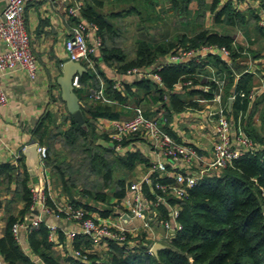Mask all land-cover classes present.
I'll list each match as a JSON object with an SVG mask.
<instances>
[{
    "label": "trees",
    "instance_id": "16d2710c",
    "mask_svg": "<svg viewBox=\"0 0 264 264\" xmlns=\"http://www.w3.org/2000/svg\"><path fill=\"white\" fill-rule=\"evenodd\" d=\"M117 2H125L128 7L106 13L105 0L82 2L81 15L98 25L103 43L99 51L92 55L97 66L96 73L87 68L86 72L79 76L82 87L74 88L75 94L81 101L80 111L83 122L77 123L68 114L69 127L52 136V140L59 138L67 149L80 144L79 150L85 156L82 169L86 173L87 182L80 184L81 188L77 189V184L71 180L68 173L69 159L61 158L52 143L46 144L47 155L44 160L45 166L49 167L59 180L71 204L86 213L96 212L103 218L115 216L116 208L126 193L125 176L113 180V168L108 162V156H113L119 167L128 172L138 163L144 162L147 166L149 164L148 159L138 151H126L117 155L109 145L107 147L93 145L94 140L100 138L95 130L96 121L100 118L111 120L131 117L132 108L139 106L153 88L157 96L149 97L147 102L161 101L169 119L173 113L198 108L197 99H210L216 91L214 83L207 81L203 75L199 77L196 74L206 62L213 64L218 74L224 73L223 103L226 104L227 97L234 94L229 111L226 112L234 127L238 124L253 142L264 140V91L256 95L248 106L246 94L256 83V78L254 74L243 71V65L240 63L245 58L237 53L241 47L238 45L232 47L233 36L224 30V27L239 30L251 46L247 49L250 57H256L258 50L253 47L258 39L264 41V26L256 25L255 13L251 10L235 11L229 1L221 4V0H118ZM192 2L196 3L194 10L190 9ZM163 4L165 5V8H161L163 12L177 16L178 25L170 28L162 22L160 25L163 29L158 36H155L149 30L157 26H154V23L164 19L161 14L163 12L160 8H156ZM259 5L264 14V0H259ZM207 13L211 14L213 24L222 32L205 26ZM130 15H136L140 22L138 26L140 36L134 42L133 57H129L121 47L116 46L114 40L118 36L114 21ZM181 45L186 48L224 46L229 50L233 62L231 69L215 57H208L202 64H167L155 70L160 75L164 88L159 89L151 80L135 78L130 83H124L121 92L113 88L114 81L106 78L98 67V63L102 62L106 67L114 69L117 75H122L134 67L153 70L157 61ZM97 54L99 57L96 56ZM233 72L237 75L235 79ZM99 76L104 81L105 94L110 102L92 101L87 104L86 89L97 85ZM89 80L90 82L87 83ZM187 80H191V87L184 88L182 93L172 92L175 84ZM195 85H209V88L204 91L201 88H193ZM239 91L244 93V97H239ZM144 114L147 116V113ZM50 120V113H45L37 125L36 134L41 133L43 136L46 124ZM106 141L108 142V139ZM91 175H96L102 180L100 187L91 188V182L88 181ZM3 180L8 183L13 180L18 184L24 206L20 216L7 218L4 232L0 237V264H61L60 256L55 254L52 243L48 241L49 231L44 223L26 234V243L31 256L27 255L23 247L12 237L10 228L13 222L18 218H24V214L28 218L33 217L30 209L31 193L27 187L29 176L25 167H22L20 173L12 165L1 164L0 182ZM110 184L114 185L111 194L104 191ZM144 191L152 197L147 185L144 186ZM76 192L81 198H85V201L73 198ZM178 202L181 203L178 216L181 230L168 241H162L163 248L158 249L156 254L147 252V245L143 244H148L149 241L144 239L145 233H142L135 238L137 243L131 249H125L116 242H109L106 251L90 253L85 261L70 253L63 261L66 264H264L262 217L264 149L243 153L216 176L200 180L188 190L187 197ZM46 203L54 207L49 198ZM158 212L160 217L168 218V212L163 207H160ZM72 246L83 251L90 248V241L82 234H75Z\"/></svg>",
    "mask_w": 264,
    "mask_h": 264
},
{
    "label": "built area",
    "instance_id": "2783aa9c",
    "mask_svg": "<svg viewBox=\"0 0 264 264\" xmlns=\"http://www.w3.org/2000/svg\"><path fill=\"white\" fill-rule=\"evenodd\" d=\"M36 0H8V4L0 17V41L5 45L6 51L0 54V73H6L15 69H22L26 75L33 79L36 76L38 63L30 45V38L24 27L23 13L29 3ZM81 3L75 2L66 7V15L72 19L68 36L64 42L66 62L83 63L85 68L95 71V55L102 47V37L98 25L81 16ZM258 24L264 26V16H260ZM236 45L232 41V47ZM237 53L246 59L244 72H253V59H251L247 47H242ZM218 55L223 64L230 68L232 59L229 50L224 46L208 45L198 48H186L178 46L167 53L161 60L157 61L152 69L134 67L128 69L123 76L126 78H144L153 81L159 89L164 88L160 75L155 71L167 64H202L208 57ZM198 76L205 75L209 81L214 83L216 91L212 102L215 108L208 111L207 116L213 119V142L209 152L200 151L194 144L183 143L175 140L165 129L164 117H149L144 114L140 106L132 108L133 114L128 118L111 119L107 131L108 145L115 154L120 155L126 151L141 152L142 143L148 145V170L136 180L128 183L124 202L127 204L126 211L118 210L117 222L113 216L91 217L83 209L74 206L70 202L64 205L50 207L47 205V196L43 187H31L32 212L36 215L32 218H18L11 225L13 239L22 244L26 234L36 229L40 224L48 228V241L53 242L57 233L54 223H47L46 217L58 219L61 216L71 222L75 227L67 231L68 238L73 239L75 234H82L90 241V248L74 249L69 251L70 255L85 261L90 253L104 252L109 242L123 245L125 249H131L137 241L138 230L146 231L145 240H148L147 252L152 253L155 243L168 241L176 232L181 230L178 216L181 211V203L178 201L187 197V192L205 177H214L222 169L229 166L234 159L245 152L256 149H264V140L253 142L241 130L237 124L234 131L231 130L227 107L223 103L224 75L219 76L210 65H202L196 73ZM237 77V75H234ZM98 84L86 89L87 96L91 101L109 103L105 94V85L98 77ZM125 81L115 79L113 88L121 91ZM180 89L191 87V80L179 82ZM73 88H81L79 76L72 81ZM207 90V87L204 88ZM252 91L246 94L250 98ZM239 97L244 93L239 91ZM165 98V97H164ZM234 94L227 97L232 100ZM197 99V102H203ZM7 103V98L0 85V106ZM37 153L43 165L47 155L45 146H38ZM147 185L152 193L148 196L144 191ZM172 201V202H171ZM121 205V203H120ZM100 206V205H99ZM163 207L168 212V218L160 217L158 209ZM96 213V212H95ZM140 220V226L127 228L128 221ZM130 238V239H129Z\"/></svg>",
    "mask_w": 264,
    "mask_h": 264
},
{
    "label": "crops",
    "instance_id": "0c3cea01",
    "mask_svg": "<svg viewBox=\"0 0 264 264\" xmlns=\"http://www.w3.org/2000/svg\"><path fill=\"white\" fill-rule=\"evenodd\" d=\"M83 1L84 0H36L35 2L29 3L24 10L23 20L25 30L30 38L31 49L35 54L38 63L36 76L31 79L22 69L0 73V85L7 98V103L4 106H0V165H12L17 168L20 173L24 166L29 176L27 187L29 189L33 186L43 187L45 195L50 199V202H52L54 207L64 205L65 203L70 202V199L68 195L63 192L62 186L57 177L54 176L52 170L45 166V162L41 165L42 163L38 157L37 147H46L48 142L50 144L52 143L54 148L58 147V143L61 146L62 142L60 139L56 138V140L53 139V141L52 136L56 135L58 132L65 131L69 127V113L64 102L61 100L60 88L57 85L56 80L61 74L63 64L66 63L64 42L68 36L70 27L73 24L72 19L66 15L65 9L75 2L81 3L82 6ZM117 1L118 0H105L104 9L111 7L115 11H119L128 7V4L125 2ZM226 1L231 3V6L235 11L245 12L251 10L257 15L256 25L260 26L257 21L260 16H264V14L259 5V0H221V4ZM7 4L8 0H0V17ZM156 8L159 9V6ZM190 9H196L195 2L190 4ZM208 15L210 14L208 13L206 16ZM205 26L208 27L207 23H205ZM213 30L222 32L218 27ZM224 30L233 36L236 45L241 48L246 46L247 49L251 47L248 45L245 37L239 30H234L229 27H224ZM254 45L255 46L252 47L258 51L256 57H251L254 61L252 64L253 72L250 74H254L256 83L250 88L252 95L248 99V106L256 95L264 91V41L258 39ZM5 51L6 47L0 41V54ZM127 55L133 57L134 51ZM96 56H98V54ZM210 57H215L220 60L218 55ZM244 62H246V59L240 63L243 65V70L245 69ZM81 64L84 66L83 63ZM206 64L214 68L217 75H224V73L221 74L222 72L218 74L217 68L213 64H210L209 62H206ZM98 67L104 73L106 78L112 79L113 81L117 79L120 81L123 80L125 83H130L135 79L134 77L126 78L123 74L117 75L114 69L106 67L102 62L98 63ZM96 69L97 66L95 62V71ZM233 74L236 75L235 72H233ZM203 76L209 81L205 75ZM99 78L102 79L101 76H99ZM235 78L236 77L234 76L233 79ZM88 82H90V80L87 81V83ZM194 87L203 90L207 87L208 90L209 85H195L193 88ZM121 92H123V88ZM172 92L182 93L183 89H180V87L175 84ZM154 96H157L155 88L150 90L147 97H143L144 99L139 106L144 110V113H147V116L149 117H164L166 120L164 129L175 140L194 144L204 153L209 152L214 139L213 119L207 116L208 111L215 108V103L211 100L212 98L203 99V102H198V108H189L180 113H173L169 119L166 116L165 107L161 101L155 103L147 102L149 97ZM165 100H167L166 97ZM91 102L92 101L88 98L87 104H90ZM226 109L229 111L228 108ZM47 112L50 113L51 120L46 124L45 134L41 136V133L36 134V129L37 125ZM108 120L109 119L100 118L95 123V130L98 136L101 137L100 141L103 143H106V140L108 139ZM229 123L231 130L234 131L235 127L232 120L229 119ZM32 145L36 146V152L33 150L28 151L30 150L29 147ZM140 153L143 156L146 155V157H148V145L142 143V151ZM58 155L61 158L65 157L63 156V152ZM36 157L38 158V165L35 166L33 172L30 173L28 171L27 162L29 161L32 163L33 161V163H36L34 162L36 161ZM134 169V178H138L148 170V166L144 162L138 163ZM80 188V185L77 186V189ZM77 192L73 194V198L85 201V198H81L80 194ZM125 196H127L126 193ZM124 198L120 201L121 205L119 203L116 208V213L120 209L126 211L127 204L124 202ZM114 201L115 200H112V202ZM23 206L24 203L20 198L18 184L13 180L9 183L5 180L0 182V237L4 232L7 218L10 216H20V211L23 209ZM117 214L112 217L115 222H117ZM35 215L36 213L33 212V216ZM88 215L90 217L91 215L96 217L99 214L90 211L88 212ZM24 217L28 216L24 214ZM46 222L54 223L57 226L58 230L55 234V239L50 243H52V248L56 255L60 256L61 259H64L69 251L72 250L73 239L70 240L68 238L67 231L73 230L75 226L71 222L65 220L62 216L58 219L46 217ZM140 224V220L133 219L128 221L125 226L127 228L133 226L138 227ZM137 232L138 233L133 234V236L142 233H145L146 236L147 234L146 231L141 229ZM61 235L63 236L62 239ZM21 246L25 253L31 256L29 247L26 243V237L23 239Z\"/></svg>",
    "mask_w": 264,
    "mask_h": 264
},
{
    "label": "rangeland",
    "instance_id": "374dc122",
    "mask_svg": "<svg viewBox=\"0 0 264 264\" xmlns=\"http://www.w3.org/2000/svg\"><path fill=\"white\" fill-rule=\"evenodd\" d=\"M196 4V3H195ZM126 7V6H125ZM160 10L163 12V8H165V5H160L159 6ZM162 8V9H161ZM159 10V11H160ZM106 13L110 11H115L111 7H107L104 9ZM164 16L163 20H159L153 25L156 27H152L149 31L151 34H154L155 36H158L160 34V31L163 29L162 28V22H165L169 27H173L174 25H178V18L177 16L173 15H167L166 13H161ZM208 14V13H207ZM206 14V15H207ZM116 23L117 31H118V36L114 39L116 40V46L121 47L126 53H132L134 51V42L135 40L140 36V30L138 29V26L140 25L139 19L136 15H130L127 17H123L119 20L114 21ZM205 23H207L208 28H215L217 27L212 24V17L211 14L208 16H205ZM147 25V24H146ZM160 25V28H159ZM181 47H185L184 45H181ZM101 140V137L99 139H95L93 145H102L103 147H107L108 143H103ZM92 143V142H91ZM79 143L77 144V147L67 149V147H64L63 144L61 143V146L58 143V147L55 148V150L59 153L63 152V156L67 157L69 159V170L68 173L70 175V178L73 182L79 186L80 184H84L87 182V176L85 171L82 169L83 166L82 164L85 161V156L84 154L79 150ZM92 145V144H91ZM108 162L112 166L113 171H112V176L113 180L115 181L117 178L125 176V184L126 187L128 186V183L131 181L136 180L134 178V170L128 172L124 171L121 169L114 161L113 156H108ZM135 168V167H134ZM89 183L91 182V188L92 186L93 189L96 188V186L100 187V184H102V180L99 179L96 175H91V178L89 177L88 179ZM114 185L110 184L109 188H107L104 191H107V193L111 194L113 191ZM126 190V189H125ZM103 205V204H102ZM162 242V241H161ZM161 244V243H160ZM56 254V253H55ZM61 264H66L63 259L60 258Z\"/></svg>",
    "mask_w": 264,
    "mask_h": 264
},
{
    "label": "water",
    "instance_id": "95a60500",
    "mask_svg": "<svg viewBox=\"0 0 264 264\" xmlns=\"http://www.w3.org/2000/svg\"><path fill=\"white\" fill-rule=\"evenodd\" d=\"M86 72V68L79 62H71L68 61L63 64L61 74L57 77V85L60 88V97L64 102L68 113L72 116V118L79 124L83 122L82 113L80 111L81 101L77 97L74 92V88L72 86V81L75 76H80ZM231 100H227V108L230 107ZM28 151H35L36 146L32 145L29 147ZM27 152V151H26ZM25 152V153H26ZM31 161V160H30ZM36 163L27 162L28 171L31 173L35 166L38 165V158L36 157ZM36 213V212H34ZM263 223H264V212L262 213ZM163 248V245L160 243H155L152 247V253L156 254L157 250Z\"/></svg>",
    "mask_w": 264,
    "mask_h": 264
}]
</instances>
